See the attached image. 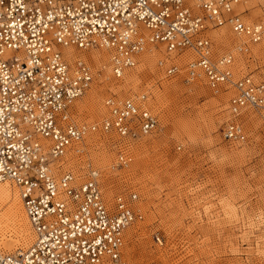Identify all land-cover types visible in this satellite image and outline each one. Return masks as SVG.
Returning <instances> with one entry per match:
<instances>
[{
  "label": "built area",
  "instance_id": "1",
  "mask_svg": "<svg viewBox=\"0 0 264 264\" xmlns=\"http://www.w3.org/2000/svg\"><path fill=\"white\" fill-rule=\"evenodd\" d=\"M241 1L0 0V182L18 188L34 230L33 243L0 253V264H135L124 249L126 230L143 219L135 207L138 193L119 192L108 203L98 168L78 175L63 162L91 133L113 132L127 141L114 165L125 168L132 160L131 141L158 127L159 118L145 94L107 99L110 117L101 125L77 123L72 104L91 88L94 67L82 57L71 63L63 49L109 50L118 78L149 46L164 45L168 56L196 52L187 80L204 75L215 93L235 89L229 102L236 118L225 122L222 135L244 140L238 116L247 107L264 109V78L235 80L233 59L214 61L208 35L228 23L235 33L261 40L264 26L236 12ZM158 65L167 77L179 72L168 59Z\"/></svg>",
  "mask_w": 264,
  "mask_h": 264
},
{
  "label": "rangeland",
  "instance_id": "2",
  "mask_svg": "<svg viewBox=\"0 0 264 264\" xmlns=\"http://www.w3.org/2000/svg\"><path fill=\"white\" fill-rule=\"evenodd\" d=\"M247 2L244 16L248 22L264 23L260 0ZM212 32L216 56L230 51L236 54V78L250 72L264 74V55L255 52L260 42L239 37L241 40L225 44ZM159 46L156 49L164 51V57L154 56L148 64L140 56L131 68L144 71L138 84H127V77L118 82L109 70L106 49H75L82 57L93 52L107 55L102 62L84 57L94 67L92 84L99 86L95 94L98 104L87 103L92 85L72 104L77 123L101 121L108 114L105 98L111 94L122 98L149 93L148 104L159 117V127L131 141V163L116 169L115 144L120 137L113 132L91 134L85 142L87 151L76 155L74 168L81 174L90 166L102 172L107 202L112 203L119 192L138 193L135 205L143 219L133 223L125 234L124 256L132 263L264 264V110L244 109L240 121L246 128V138L237 143L224 140L222 127L229 118L233 88L215 93L204 75L187 80V61H176L180 71L166 77L157 63L166 58L167 52L164 45ZM170 57L182 60L187 56ZM257 116L261 117L259 121ZM20 229L13 225L12 232L0 237V253H15L30 246L32 229L28 234Z\"/></svg>",
  "mask_w": 264,
  "mask_h": 264
},
{
  "label": "bare ground",
  "instance_id": "3",
  "mask_svg": "<svg viewBox=\"0 0 264 264\" xmlns=\"http://www.w3.org/2000/svg\"><path fill=\"white\" fill-rule=\"evenodd\" d=\"M246 3H248L247 2V0H242L241 1V3L236 7V12L237 13H239L240 15H241V17L243 18V20L244 21H246V22H248L249 21V18H246L244 15L245 14H247L248 13V9H244L245 7V4ZM260 3H261V5H260V7H261V9H262V12H263V4H264V0H260ZM264 15V14H263ZM249 24L250 23H255L254 21L253 22H248ZM258 24H262L263 26H264V23L263 22H257ZM231 29V31L234 33H231L229 30ZM213 31V32H212ZM211 32L212 33H214V37H216V40H218L219 42H221V43H223V42H225V44H230L231 42H234L235 40H241V38H239V37H246L250 42H252V43H258V42H260L259 43V45L256 47V49H255V52L256 53H260V54H262V55H264V40L262 41V39H263V37H264V33H263V35H262V38H261V40L260 41H257V42H253V41H251L250 39H249V37H248V35L247 34H239V33H235L233 30H232V28H231V26L228 24V23H226V24H224L223 26H221L220 28H217V29H212L210 32H209V36H210V38L212 39V41H213V38H212V35H211ZM262 41V42H261ZM159 45H162V44H157V46H155V45H153V46H149L148 47V49L144 52V53H142V55H140V56H142L141 57V61H144L143 63H148V64H150L149 62H151L150 60L152 59V57H159V56H165L166 54L165 53H163L164 51H161L160 49L159 50H157L156 48H160L161 46H159ZM213 45H215V43H214V41H213ZM153 47V48H152ZM155 48V49H154ZM75 49H77V48H75V47H67V48H64L63 49V52H64V54H65V56H66V58H68L69 59V61L72 63L73 62V60L75 59V58H77V57H82V55L83 54H78L76 51H75ZM93 49H97V48H92V49H90V50H93ZM105 49V48H104ZM79 50V49H78ZM107 50V49H106ZM165 50V49H164ZM238 50H240L239 48H238ZM253 50V49H252ZM83 51H85V50H83ZM108 52H109V70L112 72V74H113V76L116 78V79H119L118 80V82L119 81H121V80H123L122 78L124 77V79H125V77H127V84H131V83H137L138 84V82H140L139 80V78H140V75H142L143 73H144V71L143 72H138V70H131V68L130 69H126L125 71H124V74H123V76L122 77H120V78H118V77H116L115 76V72H114V70H113V66H112V64L110 63V58H111V52L109 51V50H107ZM237 51V50H236ZM240 51H242V50H240ZM254 51V50H253ZM165 52H166V50H165ZM238 54V53H237ZM104 55L105 56H107L106 54H102V53H98V52H93V53H90V54H86V53H84V57H86V58H88V59H91L92 61H98V62H102V61H104V59L106 58V57H104ZM172 56L174 55V53H172L171 54ZM177 55V54H176ZM183 55V54H182ZM184 55H186L187 57H185L184 59H182V60H178V59H175V58H171L170 57V55L168 56V54H167V56H166V58L170 61V62H174V63H176V65H177V67H179L178 66V61L179 62H181V63H183V62H186L187 61V64L191 61V62H193V61H197L198 60V58H199V56H198V54L196 53V52H194V53H192V52H189V53H184ZM140 56H139V58H140ZM177 56H179V55H177ZM223 56H230L233 60H232V63L230 64V69L232 70V72H233V75H234V77H235V80L237 79V80H239V79H242V78H244L245 76H247V75H250L251 77H252V79L254 80V81H256L257 79H262V78H264V74H255V73H253V72H250V73H247V74H245V75H243V76H241V77H238V78H236L237 76H235V72H234V67H235V61H236V54L234 53V52H232V51H230V52H227V53H225V54H222V55H218V56H216L215 55V52H214V46H213V53H212V59L214 60V61H219ZM84 57H82V58H84ZM90 57V58H89ZM138 58V59H139ZM166 58H163L162 60H166ZM85 59V58H84ZM155 59V58H154ZM160 60V59H159ZM158 60V61H159ZM139 61V60H138ZM177 61V62H176ZM144 64H142V67H144L143 66ZM157 66H158V68H160V69H163V73L165 74L166 72H165V69L164 68H162V67H160L159 65H158V63H157ZM146 67V66H145ZM106 68V67H105ZM179 71H180V68H179ZM187 72L189 73V71H188V69H187ZM107 73V72H106ZM108 74V73H107ZM177 74V73H176ZM175 74V75H176ZM202 74V73H201ZM165 76H166V74H165ZM110 77V76H109ZM167 77V76H166ZM205 77V76H204ZM205 79H206V82H207V84H208V79L205 77ZM120 83V82H119ZM92 85H94V84H92ZM91 85V86H92ZM103 85V84H102ZM114 85V84H113ZM116 85V84H115ZM123 85H125V84H123ZM122 85V86H123ZM117 86V85H116ZM127 86V85H126ZM135 86H136V84H135ZM208 86H209V84H208ZM121 89H122V87L121 86H119ZM210 87V86H209ZM99 88V86L98 85H94L93 86V88L90 90V92H89V98H88V104H90V105H94V103L96 102V99H95V94H96V92L99 90L98 89ZM119 88V89H120ZM117 90V89H116ZM233 90H234V92H235V89L233 88ZM234 92H233V94H234ZM147 95L146 97H147V99H146V101H147V103L149 102V98L151 97V95H149V93H142V94H140V95H138V96H124V97H122V98H119L118 96H116V94H111V95H109V96H107L106 98H105V107L108 109V114L101 120V121H98V122H95V123H82V124H85V125H87V126H90V125H92V124H97V125H101V123L103 122V120L104 119H106V118H109L110 117V108L107 106V103H106V101H107V99H109V98H113V99H115V100H120V99H123V98H125V97H133V98H141V96L142 95ZM83 97V96H82ZM231 98V97H230ZM80 99V98H79ZM78 100V99H77ZM230 100V99H229ZM95 104H98L97 102L95 103ZM229 105H228V111H229V118H227V120H226V122L230 119V120H233L234 118H236L235 116H233V114H232V111H231V105H230V102L228 103ZM149 105V104H148ZM150 108V107H149ZM247 108H252V107H247ZM151 109V108H150ZM246 109V108H245ZM253 109H255V108H253ZM152 110V109H151ZM244 110V109H243ZM242 110V111H243ZM255 110H264V109H255ZM154 112V111H153ZM155 113V112H154ZM242 113V112H241ZM156 114V113H155ZM241 115V114H240ZM240 115L238 116L239 118H238V120H240ZM245 115V114H244ZM158 116V115H157ZM253 116V115H252ZM256 116V115H255ZM72 118L74 119V116H73V114H72ZM159 118V117H158ZM256 118V121H259L260 119H261V117L260 116H257V117H255ZM75 120V119H74ZM76 121V120H75ZM242 122V121H241ZM243 123V122H242ZM80 124V123H79ZM225 124V123H224ZM244 125V124H243ZM158 127H159V125H158ZM158 127H156L153 131H151L150 133H147V134H141L140 136H138L136 139H138V138H140V137H142V136H147V135H150V134H152V133H154L155 131H157V129H158ZM98 132H101V131H98ZM94 133H96V132H93V133H91V134H94ZM106 133V132H105ZM90 134V135H91ZM119 136V135H118ZM89 137V135L86 137V139ZM222 137H223V139L224 140H226V141H228V142H230V143H237V142H240V141H242V140H240V141H233V140H227V139H225L224 138V136L222 135ZM86 139H85V141H84V143L83 144H79L77 147H74V148H71L70 150H69V152L67 153V155H66V158H65V160H64V162H63V165H64V167L65 168H67V169H71V170H73L74 172H76V173H78V175H80L81 174V171H79L78 169H75L74 167L76 166V164H77V160H78V156H76V155H84L85 153H86V151H87V144L85 143L86 142ZM125 143H127V141L126 140H121V138H119V142L118 143H116L115 144V147L117 148V158H118V153H119V150L120 151H122V152H124L125 151V149L123 148V146H124V144ZM131 144V143H130ZM129 149H130V147H129ZM78 150V152L79 151H81V150H83V152H82V154H78V152H76ZM130 153H131V151H130ZM131 157H133L132 156V153H131ZM75 160V161H74ZM117 160L118 159H116V162L114 163V165L117 163ZM68 161H72V162H76V163H73L72 165L70 164V162L68 163ZM132 161V160H131ZM114 165H113V168H119V167H117V166H115L114 167ZM85 167H83V169H84ZM88 170H89V168H88ZM100 171V170H99ZM88 171H86L84 174H81V175H85L86 173H87ZM102 172L100 171V177H99V179H100V182L102 181ZM85 177H80L79 179V181H82L83 179H84ZM1 183V185H0V237H2L3 235H6V233L7 232H12L13 231V225L15 226V225H18L19 227H21V229H22V231L23 232H25L26 234H28V231H31V229H32V231H33V240H32V243H33V241H34V230H33V228H32V225H31V223H30V220H29V217H28V215H27V212H26V210H24L25 208H23L24 207V205H23V202H22V199H21V196L18 194L19 193V190H18V188L15 186V185H13L11 182H9V181H6V182H0ZM11 184V185H10ZM18 190V192H17V190ZM133 193V192H132ZM125 194H130V193H125ZM109 203V202H108ZM113 205V204H112ZM6 208L7 209V211L5 212V211H3V208ZM135 207H136V205H135ZM137 208V207H136ZM137 220H135L133 223H135ZM132 223V224H133ZM131 224V225H132ZM16 228V227H15ZM20 229V230H21ZM30 233V232H29ZM26 236V235H25ZM3 238V237H2ZM159 242H161V241H159ZM126 258V257H125ZM127 259V258H126Z\"/></svg>",
  "mask_w": 264,
  "mask_h": 264
}]
</instances>
